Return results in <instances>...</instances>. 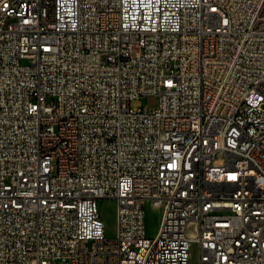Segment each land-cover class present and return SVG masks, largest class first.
I'll return each mask as SVG.
<instances>
[{"label":"built area","instance_id":"1","mask_svg":"<svg viewBox=\"0 0 264 264\" xmlns=\"http://www.w3.org/2000/svg\"><path fill=\"white\" fill-rule=\"evenodd\" d=\"M263 8L0 0V264H264Z\"/></svg>","mask_w":264,"mask_h":264},{"label":"rangeland","instance_id":"2","mask_svg":"<svg viewBox=\"0 0 264 264\" xmlns=\"http://www.w3.org/2000/svg\"><path fill=\"white\" fill-rule=\"evenodd\" d=\"M261 20L264 24V8L261 13ZM148 104V98L142 97L141 99L134 100L132 105L134 107H145ZM100 212L106 225V235L113 237L117 230V202L114 199H102L99 202ZM162 216V208L156 207L151 204L146 208V225L147 234L149 237H154L159 229ZM198 253L195 247L191 250V264H197Z\"/></svg>","mask_w":264,"mask_h":264}]
</instances>
